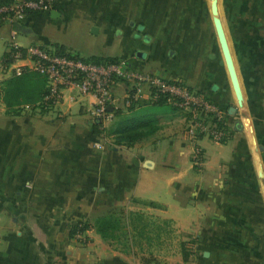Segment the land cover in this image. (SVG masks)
Instances as JSON below:
<instances>
[{"label": "crops", "instance_id": "0c3cea01", "mask_svg": "<svg viewBox=\"0 0 264 264\" xmlns=\"http://www.w3.org/2000/svg\"><path fill=\"white\" fill-rule=\"evenodd\" d=\"M230 1L227 27L219 19L236 82L212 0H58L53 10L31 14L17 26L0 25L1 61L13 31L23 47L60 45L83 59L124 60L135 70L202 91L227 112L230 130L225 142L200 138L196 161L184 129L165 122L168 106L171 113L179 109L152 102L149 88L128 105L127 85H115V118L97 133L91 96L66 90L58 103L41 108L43 76L28 71L32 78L25 95L8 92L18 75L14 70L0 73V230H6L2 226L9 217L13 221L0 235V264H264V0ZM72 10L82 20L74 33L88 44L39 34L46 20ZM96 35L109 44L92 45ZM174 40L189 42L190 49L180 55L186 67L172 60L177 52L168 42ZM4 100L35 101L7 107ZM148 111L160 115L153 136L133 146L113 143L110 129L118 112ZM99 140L104 149L94 146ZM133 199L161 204L138 209L193 233L203 256L184 260L182 249L157 255L150 250L153 244L101 238L83 246L67 237L71 221L96 222ZM59 232L66 235L60 241L37 235ZM159 244L162 253L168 243Z\"/></svg>", "mask_w": 264, "mask_h": 264}, {"label": "built area", "instance_id": "2783aa9c", "mask_svg": "<svg viewBox=\"0 0 264 264\" xmlns=\"http://www.w3.org/2000/svg\"><path fill=\"white\" fill-rule=\"evenodd\" d=\"M58 0H6L0 4V25L17 26L27 16L50 11ZM16 32L8 43V58L0 62V73L14 70L33 71L47 81L46 92L39 106L48 108L62 100L65 91L77 95L91 96L94 100L90 115L99 124L102 133L106 124L112 122L115 114L109 108L114 102L113 89L118 83L127 85V104L149 88L150 100L158 102L164 98L187 114L184 135L193 145L194 159L200 161L201 150L197 142L208 137L216 142H225L229 135L226 112L202 91L193 89L179 80H168L157 74L135 70L124 60L95 63L73 54H58L55 48L30 45L23 47L14 41ZM102 149L105 141L95 142Z\"/></svg>", "mask_w": 264, "mask_h": 264}, {"label": "rangeland", "instance_id": "374dc122", "mask_svg": "<svg viewBox=\"0 0 264 264\" xmlns=\"http://www.w3.org/2000/svg\"><path fill=\"white\" fill-rule=\"evenodd\" d=\"M222 1L223 0H217V4L219 5V8H218L219 11L217 13V17L218 18L222 17L225 23V26L227 27L226 15H227V10H229L230 8L229 6H232V2L230 0H225L227 2L230 1V3L226 4L227 2L225 1L222 2ZM211 11H212V8H211ZM78 15L80 14H78L77 11L72 10L68 14H66L64 17L58 20H52V21L46 20L45 23L40 26L41 28L39 30V34H44L51 39H56V38L63 39L68 43L88 44L83 39L77 38V34L74 33V28L77 27L78 24L82 21L80 16L78 17ZM168 43L177 52L174 58H172V60H174V64L186 67L187 63L184 62V59L181 58L180 55L185 50L188 51L190 49L189 42L185 40L184 41L174 40L173 42H168ZM91 44L92 45L98 44L100 47H103L104 44H109V40H107L106 38H102V35H96V36H93V43ZM155 65H161V64H155ZM39 107L42 108V106H39ZM28 108H29V111H34V108H31V107H28ZM168 109H171V107L168 106L167 110ZM167 110L163 111L164 115L168 113L165 119V122L168 123V121H170L169 122L170 125H172L173 123L175 126L179 127L180 129L182 128L185 131L187 114L183 111L175 110L174 113H171L170 111H167ZM164 112H167V113H164ZM112 139L114 141V138ZM113 143L117 145L115 141ZM104 147L102 149H104ZM141 201L142 200L139 201L137 199H133L132 202L128 206H124L119 209H116L112 213L97 220L96 222L90 221V220L71 221L70 231L67 234V237L70 234L69 236L70 240H74L77 243H79V245H83V246L88 245L94 240L96 239L99 240V238H101L113 244L122 243L125 245L126 243L133 241L134 244L139 247L141 245L150 246V244L151 245L153 244L155 249L153 250L150 249V250L151 252L154 251L155 252L154 254H157V255L159 253L168 254L178 249L181 251L182 249L181 251L182 255L183 253L185 255L187 254L188 259L194 254H199L200 257L203 256V253L205 250L202 248L196 247L197 237H194L193 233L179 232L177 227H175V222H173V220L171 219H169L171 220V222L168 225H166L164 223V219L158 216H155L154 214H151L149 212H142L141 211L142 209H138V208H148L149 206L142 204ZM133 213L143 214L140 219L141 220L140 223H138V227L141 229L142 232H138L137 229H133L132 222L133 220L135 221V219H133L134 217V215H132ZM0 222L2 221L0 220ZM11 223H13V221L9 217L6 220L5 225L2 226L6 230L4 231L0 230V235L6 234L7 231L10 230L9 228L10 227L12 228L13 225L11 226ZM78 223L79 224L82 223L86 225L87 229L81 232L77 231L78 228L75 229L74 226ZM99 228H102V230L104 229V233L106 234L102 233L99 230ZM93 229H95V231H93ZM94 232L98 233L100 237L97 238L95 236L96 233L94 235ZM24 235L26 237V233H24ZM37 235H39L43 240L48 239V236H50L52 239L59 240V241L62 240L64 236H66L64 233H60V232L57 234L56 233L55 234L42 233V234H37ZM161 242L168 243V245H166V247L163 249L162 253L159 252V248L157 247L158 245H161L159 244ZM150 250H146L144 253L146 254V252H149ZM140 251L142 252V250ZM147 255H150V254L147 253Z\"/></svg>", "mask_w": 264, "mask_h": 264}, {"label": "trees", "instance_id": "16d2710c", "mask_svg": "<svg viewBox=\"0 0 264 264\" xmlns=\"http://www.w3.org/2000/svg\"><path fill=\"white\" fill-rule=\"evenodd\" d=\"M6 0H0V4L4 3ZM55 50L58 54H69L66 52L65 48L60 45H55ZM9 53L5 52L2 57V60L8 58ZM89 60L95 63L101 62H115L117 59L115 58H90ZM35 73V72H34ZM37 74V73H36ZM39 75V74H38ZM32 78V74L27 71H22L20 74L15 75L8 83V92L14 90L20 93H24L25 95L29 94L27 85ZM46 90L42 94L45 95ZM29 97V96H28ZM7 107H11L12 105H22L24 103H31L35 100H4ZM42 100H40L39 104ZM158 105H167V102L164 98H161L158 102ZM173 106V105H172ZM174 109H178L177 107L173 106ZM179 111H181L179 109ZM119 120L114 124L111 129V135L114 137V141L118 145H126V146H133L136 143L144 142L148 140L157 129V123L159 121L160 115L158 112L148 111L140 114H132L130 116H121L120 112L117 113ZM96 132L100 133L99 131V124H95ZM142 204L152 207V208H162L163 206L159 203L149 200H142ZM134 215L132 222L133 229H137L138 232H142L141 229L138 227V223H140V219L143 214L141 213H133ZM171 222L169 219H164V223L168 225ZM74 228H78L77 231L81 232L87 229V226L78 223L74 226ZM99 230L104 233V229L99 228ZM106 234V233H104ZM183 247V246H182ZM184 260L188 259V255L183 253Z\"/></svg>", "mask_w": 264, "mask_h": 264}, {"label": "water", "instance_id": "95a60500", "mask_svg": "<svg viewBox=\"0 0 264 264\" xmlns=\"http://www.w3.org/2000/svg\"><path fill=\"white\" fill-rule=\"evenodd\" d=\"M212 12H213V16H214V21H215V26H216V30H217V34L219 36L220 42H221V46L223 51L226 54V57L228 58V65H229V69L233 74V79L236 82V77L234 75V71H233V66L232 63L229 60V48L227 46V42H226V38H225V32L223 29V26L220 22V19L217 17V13H218V7H217V0H213L212 2ZM112 107L109 108V110H111ZM234 109H231V112H233Z\"/></svg>", "mask_w": 264, "mask_h": 264}]
</instances>
